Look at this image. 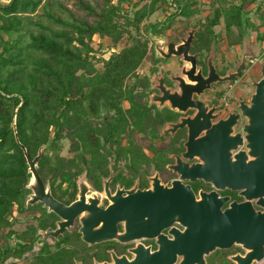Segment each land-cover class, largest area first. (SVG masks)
<instances>
[{"label": "trees", "instance_id": "trees-1", "mask_svg": "<svg viewBox=\"0 0 264 264\" xmlns=\"http://www.w3.org/2000/svg\"><path fill=\"white\" fill-rule=\"evenodd\" d=\"M122 1H0V99L14 102L10 113H0V264H24L26 260V264H58L66 260L42 253L24 256L32 248L33 230L22 232L14 226L20 214L33 206L26 204L32 192V174L16 141L14 122L17 138L32 158L41 148L36 168L43 181L58 186L64 181L75 185L74 177L96 168L99 157L109 161L120 152L131 156L143 124L153 130L152 123H157L156 133L159 131L163 120L156 108L149 106L150 78L138 75L137 69L150 49L153 63L160 61L148 40L157 39L153 26L158 24L163 34L170 25L149 22L144 27L145 37L140 35L141 24L159 8V2L162 9L177 7L167 17L170 22L172 14L188 19L201 9L196 0H150L133 10L124 9ZM220 23L227 47L242 49L243 38H249L254 29L256 42L264 46L263 0H209V10L193 24V49L204 57L210 43L214 47L218 43L221 33L215 26ZM124 33L132 42L116 49ZM96 36L110 38L113 48L107 58L95 57L92 41ZM97 60H102L101 69L95 67ZM63 138L71 141L69 155L61 153ZM222 258L223 264H228L226 256Z\"/></svg>", "mask_w": 264, "mask_h": 264}, {"label": "water", "instance_id": "water-1", "mask_svg": "<svg viewBox=\"0 0 264 264\" xmlns=\"http://www.w3.org/2000/svg\"><path fill=\"white\" fill-rule=\"evenodd\" d=\"M195 29L188 31L180 43L169 42L166 51H162L165 43H156L159 55L164 57L181 56L183 62L178 81L179 91H170L163 84L162 76L154 75L151 81H158L155 85L160 94L152 93L149 104L159 106L167 104L171 109L179 112L188 107L196 108L197 114L193 119H183L182 122L169 123L161 134L174 133L178 128L187 127V140L182 156L188 160L197 157L199 162L188 164L180 157L169 167L178 174V178L171 182L170 187L160 185L157 176L152 178V188L147 190L127 191L121 196L118 190L111 198L113 205L105 210H96V199L85 204L87 187L79 183V200L70 205L57 201L45 189V185L36 165L40 157L41 148L33 158L17 138L15 122L13 130L16 141L20 144L26 157L29 171L32 174L30 183L31 194L26 204L42 201L49 210L58 214L60 221L56 230L48 229L43 236H57L65 226H69L75 215L82 212L81 208L90 211L88 217L82 218L80 229L82 237L89 243L103 241L115 236V220L125 219V232L120 240H133L136 236L157 237L159 248L152 253L141 249L133 250L135 256L128 260L125 257L113 256L112 263L100 264H207L205 257L215 249H228L233 245L240 246L245 252H237L229 259L234 264L260 263L264 260V63L259 61L261 77L253 81V92L249 103L239 102V112H231L221 123H200L209 120L205 115L202 104L191 98L193 93L200 94L210 87L212 82L231 80L241 74L246 66V58H256L259 48L253 49L249 38H243L241 61L236 70L224 77H219L213 65L214 51L210 49L207 59L208 72L206 77L201 68L196 69V54L189 53L194 39ZM17 110V108H16ZM15 110V113H16ZM240 117L245 122L241 131L234 132V126ZM15 118V116H14ZM14 121V119H13ZM204 132L199 136L200 132ZM242 148V149H241ZM182 180L194 182L202 180L211 184L215 189H230L239 191L243 201H231L223 208L229 197H220L216 190L198 191V198L191 186ZM107 184V183H106ZM122 203V204H121ZM254 205L261 209H256ZM84 210V209H83ZM94 210V211H93ZM121 210L123 214H121ZM104 217L114 216L111 222L104 223L99 230H92L98 224V214ZM97 215V216H96ZM178 223L182 230L170 228L171 238L159 235L162 228ZM158 235V236H157ZM179 261H177V259Z\"/></svg>", "mask_w": 264, "mask_h": 264}, {"label": "flooded vegetation", "instance_id": "flooded-vegetation-1", "mask_svg": "<svg viewBox=\"0 0 264 264\" xmlns=\"http://www.w3.org/2000/svg\"><path fill=\"white\" fill-rule=\"evenodd\" d=\"M195 26L189 27L188 29H194ZM185 30L183 36H177L178 40H172L170 34L163 35L168 36V40L164 41L159 40V38L154 39V46L158 42L165 43V46H162V51H166V44L169 42H173L175 44L180 43V39L183 37H187L188 31ZM195 37V30L193 32ZM194 39L192 40V45L189 49V53L196 54V69L201 68V73L204 77H206L208 72L207 67V59L209 57V53L204 57L201 55L199 50H194L193 43ZM242 52V51H241ZM157 56L160 58L159 53L156 50ZM241 54L239 58H235L231 60L230 57H222L218 63L214 62L215 59V52L213 56V65L215 67V71L219 77H224L229 73H233L238 63L241 61ZM173 57V56H170ZM168 57V59L170 58ZM178 58V69L175 71H171L165 69L163 72H159L156 76H162L164 86L169 89L170 91H179L178 88V81L175 79L178 75H180L181 68L183 62L181 60V56H176ZM253 59V58H252ZM251 58L247 61L246 58V65L251 68L254 65V62ZM158 61V63H160ZM256 62L259 61L257 60ZM227 65V66H226ZM225 66L224 72H222V67ZM260 67V66H259ZM244 69L241 71L239 76L234 77L231 80L225 81H216L210 84V87L204 89L200 94L193 93L191 98L193 100L199 101L203 108L205 115H210L209 120H203L200 123H221L222 121L226 120L228 115L231 112H239V102L243 101L245 103H249L250 96L252 92H248L245 96L242 94H238L240 90H246L247 87H251V83L253 81L259 80L261 77V67L260 73L256 80H252L247 82L246 76L243 73ZM153 77V76H152ZM151 81V79H150ZM247 82V83H246ZM158 81H151L150 88L151 93H149L148 100H150V95L152 93L160 94L159 89L155 87L158 85ZM149 106H154L162 118L161 126L159 127L158 134L160 133L161 129H165L168 127L169 123H178L182 122L183 119H193L194 116L197 114L196 108L188 107L185 111L179 112L177 110L171 109L167 104L163 106H159L156 103H151ZM155 112V111H154ZM244 118L240 117L237 121V124L234 126V132L241 131L242 125L244 124ZM153 125V123H152ZM187 127L183 126L182 128H178L174 131V133L168 132L166 134L161 135V137L152 136L151 134L142 136L138 135L135 139L136 141H141L142 143L152 144L155 146L156 141L162 143L161 147L156 148L153 152H147L146 149H142V155L147 152L150 155H154L155 152L158 150H164L167 159L169 162L165 163L163 166L160 167H152L151 159L143 165L142 168L133 167L131 165V156L129 153L125 156L123 152L115 153L112 157H110L109 161H106L104 157H99L100 163L98 160V167L94 168L93 170H89L88 168L85 169L83 172L77 174L74 177L75 185H70L68 181H64L60 186L56 183L51 185L49 180L43 181L45 185V189H49V193L53 198L57 201L63 203L64 205H70L73 202L79 200V183L83 182V185L87 187L85 192V204H91V199H96L95 207L96 210H105L110 205H113L111 198L108 196L107 191L110 196H113L117 193L118 190L121 191V196H125L127 191L134 189V190H147L152 188V178L157 176L159 179L160 185L164 187H170L171 182L174 179H177L179 176L175 173L169 166L176 161V157H180L184 162L188 164H193L199 162L197 157H194L191 160H188L182 156V153L185 151L184 143L187 140ZM204 132H200L199 136H202ZM146 137V138H144ZM148 147V146H147ZM242 149V148H241ZM126 157L128 160L127 168L130 172V175H126L122 171V167H119V159ZM95 164V163H94ZM130 166V167H128ZM153 170L154 173H150V170ZM43 180V179H42ZM184 184H188L191 186L192 190L194 191L195 195L198 198V191H211L216 190L219 193L220 197L227 196L229 197L228 201L223 205V208L227 207L231 201L241 202L243 201V197L239 195V191H232L230 189H215L211 184L205 183L202 180H196L194 182H190L188 180H182ZM107 183V184H106ZM107 185V191H106ZM122 204V203H121ZM32 208L23 211L20 216V220H23L21 224V230H28L31 228L33 230L32 233V248L24 253V256H31L33 254L42 253L44 255L49 256H64L66 260L63 262H59L58 264H100V263H112L113 256L116 257H125L128 260L133 259L135 253L133 250L140 249L152 253L155 252L159 248V244L157 242V237H146V236H136L133 240L123 241L120 240L119 237L125 232V219L118 218L115 220V236L112 238L89 243L85 241L82 237L81 228L83 226L82 218L88 217L90 211L86 210L85 208H81L82 212L77 214L73 217L72 222L69 226H65L61 232L57 234V236L48 235L43 236V232L47 231L48 229L56 230L59 227V222L63 221V219L56 214L54 211L49 210L47 206L44 205L42 201L34 202ZM256 209H261L259 206L254 205ZM84 209V210H83ZM94 211V210H93ZM99 215V213H97ZM121 214H123L121 210ZM97 216V215H96ZM114 216H98L97 222L98 224L92 227V230H99L101 227L104 226L105 221L111 222ZM16 225V224H15ZM15 228V226H14ZM170 228H177L182 230V227L174 222L171 226L167 228H162L159 231V235L171 238L172 235L169 233ZM158 236V235H157ZM36 247V248H35ZM140 249V250H141ZM240 252L243 254L245 251L240 247L236 246L233 252H229L226 255V258L229 259V256L233 255L234 253ZM209 257L206 256V263L209 264L208 259ZM180 258L177 259L179 261ZM177 264V262L175 263ZM232 264H234L232 262Z\"/></svg>", "mask_w": 264, "mask_h": 264}, {"label": "rangeland", "instance_id": "rangeland-1", "mask_svg": "<svg viewBox=\"0 0 264 264\" xmlns=\"http://www.w3.org/2000/svg\"><path fill=\"white\" fill-rule=\"evenodd\" d=\"M0 1H3V0H0ZM87 1L93 2V0H87ZM149 1L150 0H124V1H122L121 5L124 9L133 10V9L139 8L143 4L148 3ZM263 2H264V0H263ZM196 3L198 5V7L201 9V12H198L197 14L193 15L191 18H188V19H186L182 16H175L172 14V17H173L172 22H170L171 20L169 21L167 17L171 15L170 13H174L177 10L176 9L177 7H175L173 5L172 6L167 5L164 9H162L159 6L160 2L157 3L156 6H158L159 8H157V10L154 13H152L146 20H144L142 22L141 29H140V35L147 37L146 32L144 30V27L147 23H149V22L150 23H155V22L162 23L163 22L165 24L169 23V25H170V27L164 28L163 33H165L166 35L170 34L172 37V40L177 41L178 40L177 36H183L185 33V30H187L189 27H192L193 24L195 23L196 19H202V17H204V14L209 10V0H196ZM67 5L70 7L72 5V2H70V1L67 2ZM72 8H75V7L72 6ZM251 17H252L254 23H258V20L254 17L253 14H251ZM165 24H161L160 26L164 27ZM157 25L158 24L153 26V31L155 32L154 35L157 34L156 35L157 38H159V40H163V42L168 40V36L160 34L159 26L157 27ZM221 27H222L221 23L219 25L215 26V31H220L218 33H221L218 35V38H217L218 43L215 45V47H214L213 43H210V44H212L210 49H212V47H213V51H214V49L216 50L215 51V59H214L215 63H218L219 61H221L220 59L222 57H225V56L230 57L231 60H234L235 58H239L240 53H242L241 51H243V49H240V47H229V46L227 47L226 46V41L224 39V32L221 29ZM188 30H190V29H188ZM249 34H250V36H248L249 37V44L253 49H255L256 47L259 48V55L256 58H253V59L251 58L254 62V65L251 68H249L248 65H246L243 68L244 69V71H243L244 76L243 77L246 76L247 82L252 81V80H256L259 76L260 64H258V62H256V61L262 60L264 63V46H262L261 44L256 42V39H255L256 30L255 29L250 30ZM209 41H210V39H209ZM131 42H132L131 39H129L127 37V33H124V34H122V38L117 42L115 48L120 49L124 45H130ZM153 42H154V39L149 37L148 46H150V48H152L154 46ZM204 42L207 43V41H202V43H204ZM92 46L94 47V49H97L95 57H100V59L101 58H107L109 56V54L111 53V49L113 48L110 38L105 37V36L104 37L96 36L95 39L92 41ZM194 49H196V48H194ZM151 52L152 51L150 49L148 51L146 57L142 61V64L138 67V69H137L138 75H140V76L146 75L151 79L152 76L157 75L159 72H163L165 69L171 70L172 72L175 71L176 69H178V65H179L178 62L179 61H178V58L176 56L170 57L168 59V57H164V56L159 55L161 62L160 63L157 62L155 64V63H153L154 61H153V56H152ZM249 59L250 58H247V61ZM94 64H95L96 68H98V69L102 68V60H97V61H95ZM30 68H34V64H31ZM37 68H39V66H37ZM152 68H154V72H152ZM30 70H32V69H30ZM224 70H225V66L222 67V72H224ZM131 82H132V79L128 80L126 82V85H128V83H131ZM253 89H254L253 86H252V88L249 86V87H247L246 90H243V91L240 90V92H238V94L241 93L242 96H245L248 92H250V91L252 92ZM126 105H127V103H124L125 107H126ZM13 106H14L13 100L0 99V113H10L13 110ZM159 119L164 120V118H162V115L159 116ZM156 124L157 123H153V125L155 127L153 130L151 129L149 124H143V126L141 128H139L141 130L138 132V135L145 136V135L151 134L152 136L158 135L157 137H161V135H163V134H161V131L164 128L161 129L160 133L158 134V132L156 133V131H157ZM122 138H123L122 143H125L126 137L122 136ZM144 138H146V137H144ZM70 142L71 141L67 138H63L61 140V142H60L61 146H62L61 153L63 155H69L71 153ZM137 143L138 144L136 146H134V148L132 149L133 151L131 152L132 153L131 165L133 167L137 168L140 166V168H142L143 165L146 164V162L150 159L152 160V161H150V162H152V167H160V166H163L165 163L169 162V159H167L166 155H164V153H165L164 150H161V151L157 150L153 156L147 153V152H153V150H155L158 147H161L164 144L156 141V144H155L156 148H155V146L152 144L146 145L145 143H142L141 141H139ZM147 146H148V148L146 149ZM139 147L142 149L143 148L146 149L145 151H147V152H145V154L142 155L143 150H139ZM100 161L101 160L98 159L99 163H100ZM118 163H119V167H122L123 173L126 175H130V172L127 168V165H128L127 158L126 157L120 158ZM95 165L98 167V163L95 162ZM128 167H130V166H128ZM150 173L152 174V173H154V171L151 169ZM22 221L23 220H19L17 222V224L15 225L16 229H20L21 226H23L21 224ZM10 241H12V240L10 239ZM236 246H238V245L235 244L228 249H215V251H213L210 254L211 256L214 255L213 256L214 259L216 258L215 260H213L214 263L215 264H219V263L223 264L224 260L222 257H225L227 255L228 251L233 252L234 249H236ZM210 255H208V257H210ZM211 259L212 258L210 257L207 260H208V262L210 261V263L213 264ZM229 262H228V264H229ZM26 263H27V260L25 261L24 264H26ZM231 263L232 262H230V264ZM252 264H264V260L261 261L260 263L253 262Z\"/></svg>", "mask_w": 264, "mask_h": 264}]
</instances>
